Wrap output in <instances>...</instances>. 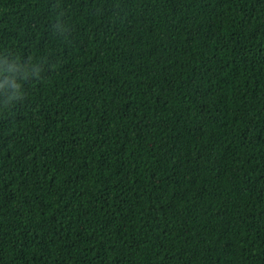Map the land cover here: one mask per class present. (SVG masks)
<instances>
[{"label": "trees", "instance_id": "16d2710c", "mask_svg": "<svg viewBox=\"0 0 264 264\" xmlns=\"http://www.w3.org/2000/svg\"><path fill=\"white\" fill-rule=\"evenodd\" d=\"M0 264H264V0H0Z\"/></svg>", "mask_w": 264, "mask_h": 264}]
</instances>
